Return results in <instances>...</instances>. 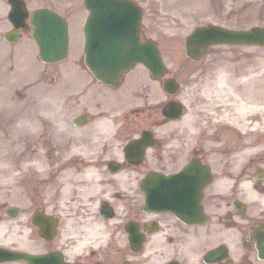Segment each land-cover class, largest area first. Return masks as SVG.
Wrapping results in <instances>:
<instances>
[{
    "label": "flooded vegetation",
    "instance_id": "1",
    "mask_svg": "<svg viewBox=\"0 0 264 264\" xmlns=\"http://www.w3.org/2000/svg\"><path fill=\"white\" fill-rule=\"evenodd\" d=\"M122 80L105 95L123 103L110 129L91 131L85 150L69 146L63 167L33 169L46 181L37 190L57 185L59 192L49 205L44 197L35 205L23 189L22 222L0 224V246L9 250L0 252V264H31L13 251L51 253V264H264V179L235 172L232 143L217 142L216 131L167 125L174 119L162 113L172 97L161 86L164 77L144 68ZM192 159L208 166L196 204L146 203L141 182L149 172L168 174ZM7 206L0 204L1 212ZM37 209L56 214L51 235L50 224H39L43 235L31 224Z\"/></svg>",
    "mask_w": 264,
    "mask_h": 264
},
{
    "label": "rangeland",
    "instance_id": "2",
    "mask_svg": "<svg viewBox=\"0 0 264 264\" xmlns=\"http://www.w3.org/2000/svg\"><path fill=\"white\" fill-rule=\"evenodd\" d=\"M143 8L142 25L144 35L150 36L159 42L164 53V58L171 69L179 76L182 83L191 87V94H187V89L181 90V96L191 104H197L195 108H188V114L182 118L173 120L180 126L187 121L192 122L194 130L216 131L218 141H231L233 157H236V170L251 173L255 167L264 165V129L242 130L232 122L217 118L211 120L215 110L214 103L217 101L218 90L216 78L221 66H225L227 76L226 86L233 92H247L255 94L257 97L264 98V78L260 80H248L245 83L239 82V78L247 73L243 70H252L253 73L259 72L264 68V46L246 45H224L218 44L210 47L209 51L199 60L189 59L185 52V35L197 24L215 22L217 24L230 27H248L252 24L264 25V0H136ZM78 0H28L29 9L40 5H52L57 8H66V12L58 9L69 20V63H77L81 48L82 24L84 21V11L77 5ZM8 3L0 0V77L3 79L5 74L12 68V75L5 77L11 83L22 84L23 89L18 87L14 90L15 96L28 98L25 103V111L28 114L36 110L52 112L60 110L62 119H67L71 114L79 111L81 106V95L76 100L77 95L69 88L60 89L59 78L51 77L56 68L61 64H44L36 57L34 59L33 48L28 39L20 38L16 44L6 43L2 34L10 28L6 18ZM86 13V12H85ZM29 50V59L23 57V52ZM78 64V63H77ZM66 66V65H65ZM7 72H6V71ZM69 70V68H68ZM45 72L49 77L44 80L41 73ZM21 79V81H19ZM85 78L73 79V86L82 82ZM69 87V84H66ZM106 90V87H100ZM63 92V93H62ZM69 92V102L67 94ZM180 97V98H181ZM61 104H65L66 106ZM22 107V106H21ZM192 112V114H190ZM187 113V112H186ZM212 113V114H209ZM209 114V118L206 116ZM207 119V120H205ZM217 124L219 127H201L202 123ZM206 123V124H207ZM226 123L230 125H226ZM170 122L167 123L169 125ZM195 124V125H194ZM166 126L165 124H163ZM225 125V126H224ZM186 126V125H185ZM228 126V127H227ZM225 127V128H223ZM174 128V127H173ZM178 127H175L176 129ZM185 129V127H184ZM183 129V130H184ZM188 130V129H187ZM86 142V140H83ZM38 158L42 167H48L49 162L55 158L57 151L53 148H46L45 143L38 145ZM2 148L0 147V153ZM1 156V155H0ZM2 157V156H1ZM0 157V204L16 202L23 204L22 190H27L31 195L28 201L37 204L35 198L44 197L46 204L49 205L53 197L59 192L54 187L37 190L34 185L32 188L27 179L24 181V163L20 160L10 164L8 159ZM7 163L10 164V168ZM13 181V186H17L15 192L10 193L7 183ZM56 186V185H55ZM43 190V191H42ZM24 191V190H23ZM47 191V192H46ZM25 192V191H24ZM47 197H45V196ZM49 197L51 198H48ZM25 198V197H24ZM49 199V200H48ZM62 216V214H60ZM13 218L11 221L7 215L0 212V224H18L22 219Z\"/></svg>",
    "mask_w": 264,
    "mask_h": 264
},
{
    "label": "water",
    "instance_id": "3",
    "mask_svg": "<svg viewBox=\"0 0 264 264\" xmlns=\"http://www.w3.org/2000/svg\"><path fill=\"white\" fill-rule=\"evenodd\" d=\"M12 4L8 17L15 26L24 24L27 10L20 0ZM90 10L84 25L86 60L95 70L116 71L114 62L120 66L127 61L142 60L154 73L162 66L159 51L153 43L138 41L140 8L129 0H84ZM30 21L31 33L39 46V54L45 60L64 57L67 48V23L61 15L48 8L33 10ZM11 40L16 31L5 33ZM214 43L263 44L264 27L233 29L213 23L196 26L186 37V51L199 58Z\"/></svg>",
    "mask_w": 264,
    "mask_h": 264
},
{
    "label": "bare ground",
    "instance_id": "4",
    "mask_svg": "<svg viewBox=\"0 0 264 264\" xmlns=\"http://www.w3.org/2000/svg\"><path fill=\"white\" fill-rule=\"evenodd\" d=\"M224 67L221 66L218 77L215 80L218 95L217 101L214 103L215 110L210 119L215 120L217 118V120L232 122L244 131L247 129H264V98L257 97L253 93L233 92L229 86L225 85L227 83V78L225 77L227 72ZM247 72V75L239 78V82L245 83L253 79L261 81L264 78V68L257 73H253L249 69L242 71V73ZM11 75L12 72L5 74V77ZM5 77L3 79L0 77V147L2 148L0 153L2 157H0L4 159H19L23 157L28 160L32 158L33 161L30 164L37 166L38 147L37 145L29 146L26 138L36 132L41 119L37 115L30 116L25 113L23 109L24 101L22 102V107L18 103L20 96H15L14 90L18 87L21 91L23 85H16L14 82L10 85L11 81H8ZM209 114L206 115L208 118ZM185 121L188 127L193 126L192 122L186 119ZM102 123L107 124L104 121ZM206 123L207 121L203 122V124ZM208 124H211V122L206 125ZM7 188L12 190V192L19 190L16 187L11 188V186ZM22 255L24 259H27L26 254Z\"/></svg>",
    "mask_w": 264,
    "mask_h": 264
}]
</instances>
